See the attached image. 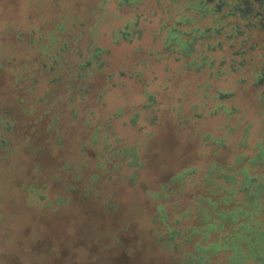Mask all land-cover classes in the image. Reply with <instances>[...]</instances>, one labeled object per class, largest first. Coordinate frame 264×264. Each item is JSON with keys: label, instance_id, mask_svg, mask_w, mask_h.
Listing matches in <instances>:
<instances>
[{"label": "rangeland", "instance_id": "obj_1", "mask_svg": "<svg viewBox=\"0 0 264 264\" xmlns=\"http://www.w3.org/2000/svg\"><path fill=\"white\" fill-rule=\"evenodd\" d=\"M121 1L58 0L53 3L51 0H0V59L8 56V63L4 64L0 60V84L4 85L0 86V98L13 99L8 86L16 87L14 75L23 69L22 80L18 81L21 87L17 90L18 97L23 96L22 107L27 109L23 116L29 114L28 111L32 112L22 121L23 126L17 127L13 135H8L11 140H15L14 153L7 156L0 149V264H179L177 257L170 258L161 247L153 243L151 232L155 226L150 219L157 201L151 198V194L159 191L161 186L170 184L185 169L193 168L197 171L193 177L184 176L185 195L181 199V209L187 207L193 211L194 194H203L209 198L216 209H231L241 205L242 173L249 179L257 180L258 184L263 182L261 175L264 167L254 162V156L264 151V87L256 88L253 81L258 71H264V54L261 51L264 31L244 29L237 17L231 18L229 21H232V25L240 23L244 33L241 38L232 37L223 44L221 51H213L210 56L218 63L219 59L225 57L229 60L232 53L243 47L248 52L237 57L238 61L245 60L242 69L229 70L227 66L220 68L215 65L213 71L224 72L218 77L210 79L209 72L203 71L184 72L174 78L175 64L165 57L161 46L164 30L169 26L171 18L173 20L180 15L178 7L184 6L185 0H179L177 4H169V0H137L134 3ZM167 11H171V15ZM186 15L190 18L198 17L190 10ZM209 19L208 16L203 17L197 25L207 27L210 25ZM136 29L140 32L138 37ZM121 30L131 35L130 41L116 36ZM19 33L23 38L17 46L12 40ZM38 33L41 34L40 42L31 43L30 39H36ZM50 35L57 38L59 43L53 51V44L49 42ZM242 38L246 41L240 46ZM217 40L223 43V36L211 42L215 44ZM62 44L66 51L61 54L59 64L57 61L52 62L49 55L56 57V51ZM88 46H99L105 51L100 60L104 65L101 73H95L88 79L92 84L89 87L81 83L85 89L89 88L88 97L93 98L103 90L105 110H119L125 120L135 107L138 116L136 135L132 139L129 133L126 134L130 144L135 142V167L126 170L122 165L120 171L126 175L135 172V183L122 185L118 179L112 184L105 180L103 173L99 187L108 192L112 189L115 191L114 201L118 204L116 209L105 213L98 204L92 203V215L82 225L78 238L68 240L56 226L59 219L68 214V210L64 206L55 207L53 196L54 193H60L58 191L59 188L61 191L63 183L69 184V180L76 174L73 169L65 172L62 165L71 161L78 167L83 161L84 173L98 172L95 167L105 162L103 154H100L102 143L90 145L88 132L83 131L74 138V145L69 129H81L83 120L79 121V117L74 122L63 119L65 122H62L60 130L65 133L67 143L61 149L54 148L51 142L53 137L51 140L47 137L37 141L36 149L26 154L22 152V147L28 131L36 128L37 132L38 129V123L34 121L38 119L39 107L35 105L34 96L41 95L46 89L45 83L57 75L60 88L56 92L59 94L56 96L55 92L53 99H47V104L55 102L61 95H71L66 88L71 82L67 70H74L79 62L85 60ZM40 48L46 50L41 52ZM78 50L83 51L79 56L76 54ZM197 53L201 52L197 51L187 60L193 61ZM157 55L163 58L155 61ZM11 56L16 60H10ZM60 65L65 68H59ZM49 66H54V69ZM141 70L146 72L145 77L153 72L157 75L154 80H148L146 85L147 92L154 96L157 115H164L168 107H174L180 109L179 119L182 120L193 114L191 106L196 103L194 112L197 113L204 106L202 113L205 117L193 118L196 121L194 123L190 120L177 125L173 113L168 109L165 117L160 116L155 124H146L144 118L148 116L149 109L138 104L140 89L137 91L136 85L128 80L129 74ZM90 71L86 70V73ZM171 76L172 81L168 80ZM33 79H36L34 83L31 82ZM122 84L123 89L113 90ZM207 84L212 86L206 90L202 103L201 96L205 95L203 87L199 85ZM218 90L232 93V97L214 103L210 95ZM127 95L129 98L125 101ZM216 104L222 105L225 111L218 109V112L210 115L209 112ZM18 111L15 106L10 109V115ZM128 129L121 128L120 131L124 134ZM212 139H219L220 145L211 144ZM80 143L86 145L82 153L78 149ZM107 155L104 156L107 158ZM60 162L61 165H58ZM214 163L220 166L216 167V172L221 169L218 174L235 177L233 189L236 197L226 206L219 199L224 195V186L229 188V184L220 178L216 179L215 173L211 174L210 179L215 181V185L219 186L223 182L224 186L220 187L218 193L209 196L206 186L200 182L201 177L213 169ZM37 167L41 168L39 172L36 171ZM53 176H57L61 182L54 183ZM43 184L47 185L44 191L40 189ZM31 185H34V190H30ZM177 185H170L166 193L175 190ZM40 194L46 198L40 200ZM47 203L50 205L47 206ZM202 205L206 207L204 203ZM261 212H264V204L255 214L244 218L242 223L246 224L249 218L254 222L262 221L264 216ZM76 214L73 208L66 218L76 219ZM194 218L193 214L183 220L181 226L192 224ZM227 231L225 229L210 234L209 240L222 238ZM196 241L201 242L198 236L184 246V251L188 252ZM242 252L245 256V251ZM230 254V251H219L207 264H227L226 259ZM176 256L179 257V254ZM247 261L251 263L252 260Z\"/></svg>", "mask_w": 264, "mask_h": 264}, {"label": "trees", "instance_id": "obj_2", "mask_svg": "<svg viewBox=\"0 0 264 264\" xmlns=\"http://www.w3.org/2000/svg\"><path fill=\"white\" fill-rule=\"evenodd\" d=\"M51 1L53 3L58 2V0ZM123 1L125 2V0H122L121 3ZM135 1L137 2V0H127L128 3H134ZM178 1L179 0H169V4H177ZM193 5H191V2L188 0H185V5L178 7L181 10L180 15L173 18V20L171 18L169 26L164 30L161 47L165 52V57L171 59L175 64L174 78L184 72L198 73L203 71L209 72V78L213 76L218 77V75H221L224 72L221 70V72L218 70L213 71L215 65H219L220 68L227 66L229 70L242 69L244 62L241 60L238 61L240 64H237L234 60L233 53L229 60L225 57L219 59L218 63H215V60L210 56V53L222 50L223 44L230 41V32L227 33L229 37L225 38L224 35L226 31L222 29L224 26L223 20L214 16L208 17L210 18L209 26L199 27L197 24L199 20L206 16V13L198 11V6L196 5L197 8H194ZM189 10L198 17H187L186 13H188ZM167 12L171 15V11ZM193 24H195V26H192ZM218 33L223 36V43L222 41L217 40V43L213 44L211 41L216 40L221 36ZM139 34V30L136 29V37H138ZM38 35L39 36L36 38L37 40L32 37L30 42H40L41 34L38 33ZM116 36H120L121 39L127 42L132 38L130 34L125 33L123 30H121L120 33H117ZM22 38L23 37L20 36L19 33L15 35L12 41L15 45L19 46ZM49 42L53 44L52 51L59 44L58 39L53 38L52 35L49 36ZM43 49L44 48H40V51L44 52V50H46ZM87 49L88 50H85L87 53L84 55L85 60L79 62L74 70L72 68L67 70L71 82L66 85V88L72 93L71 95H61L55 102H52L49 105L47 104V99H53L56 90L60 88V86H58L60 82L59 75H57L45 83L46 89L42 91L41 95L34 96L33 100L35 105L36 107H39L38 119L37 121H34L35 124L36 122L38 123V129L37 132L35 131L36 128L28 131V134L24 137L26 142L22 147V152L26 154L27 152L36 149L37 141L43 140L47 137L51 140V137H53V140H51L52 145L57 150L61 149L64 147L65 143H67L64 137L65 133H61L60 130L62 122H74L79 117H81L79 121L83 120L81 124L82 130L79 129L74 131L69 129V136L72 137L74 145V138L80 136L83 131L88 132L87 136L90 145L93 146L102 143L100 154H103L102 156L104 157L103 160L105 162L103 165L102 163H99V165L95 167V170H98V172L101 171L100 173L96 171L93 174L84 173L85 162L83 161L78 167L74 166L71 161L62 165V169L65 172L73 169V172L75 171L74 174H76L74 177L72 172L71 177L73 176V179L71 178L69 180V184L63 183L61 191L60 188L58 191L60 193H54L53 196L55 207L64 206V208L68 210V214L66 213V215L61 217L56 225L59 227L61 233L68 237V240L78 238V233L83 227L82 225L85 222L87 223L92 215V212H90V205L92 203L98 204V207L102 208L105 213H111L116 209L118 204L114 201L115 191L109 189L110 191L108 192L99 187V185H101L100 178L103 173L105 175V180L112 182V184L118 179H120L119 181L122 182V185H132L135 183V172L130 173V175H126L125 173L122 174L120 172L122 165L126 170L134 169L135 167L136 159L133 155L135 152L133 148L135 142L130 144L129 140L126 138L128 137L126 136L127 133L132 136V139L136 135V120L138 116H136L137 113L134 111L135 107H133L131 115L126 117L127 119L125 120L123 119L124 117H122L123 113L121 111L115 110L113 112H107L105 110L106 103L103 90L93 98L88 97L89 88L85 89L84 87L92 85L88 79L93 77L95 73L100 74L103 70L104 65L100 60L105 51L99 46L93 48L88 46ZM65 51V45L62 44L56 51V57L53 55H49V57L52 58V62L57 61L59 64V60L61 59L60 56L62 53H65ZM197 51H200L201 53H197L195 56L196 58L193 59V61H188L187 59ZM82 52L83 51L78 50L76 54L79 56ZM6 58H8L7 55L4 59H0L2 63H8ZM161 58L163 57L157 55L155 61H159ZM10 60L15 61L16 59L11 56ZM49 68L54 69V66H49ZM59 68L65 67L60 65ZM22 70L23 69H20L14 75L13 81L14 84L17 83L16 87L14 85L8 86L11 89L9 91L13 93L11 95L13 99L9 100L4 98L2 100L0 98V114H2L0 116V149L7 153V156L14 153L16 149L15 140H11L8 135H13L17 127L23 126L22 121L24 118L32 113L31 111H28L29 114L23 116L27 109H23L22 107L23 96L18 97L19 92L17 90L21 89L18 83L22 80ZM86 70L92 71L86 73ZM12 71L14 72V69ZM73 72L75 73L74 76ZM145 73L146 72L143 70L133 72L128 75V80L136 85L135 87L137 91L140 89V100L138 104H143V108L145 107L149 109L148 116H145L144 118L146 124H155L160 119V116L165 117V112L168 109L173 113V120L177 125L184 124L187 121L193 120V118L201 119L205 117L202 113L204 106L200 105L201 110L197 113L194 112L197 108L196 103L191 106L193 114L184 117L182 120L179 119L181 117V111L178 107V109L168 107V109L164 111V115H157L155 113L156 108L154 107L156 104L154 96L147 92L146 86L148 85V80H154L157 78V75L153 72L150 73L148 77H145ZM173 76L169 77L168 80L172 81ZM106 77L109 79L108 75H106ZM35 81L36 79H33L31 82L34 83ZM81 83L85 86L83 87ZM1 85L3 84H0V86ZM123 86L124 84L115 86L113 90H117L118 88L123 89ZM199 86L203 87V95L205 96H201V102L204 103V98L206 97L205 92L212 85L207 84L206 86ZM199 86L198 88H200ZM8 87L5 85V88ZM58 94L59 92H56V96ZM215 94L210 95L211 101H214V103L232 97V93L222 92L220 90L215 91ZM128 98L129 95H127L125 101H128ZM15 106H17L20 111L14 112L10 115V109ZM129 106H131V104ZM218 109L225 111L222 105L216 104L209 114L212 115L218 112ZM82 110L84 114L82 113L81 115L80 112ZM65 118L67 120L63 121ZM192 122L194 123L196 121L193 120ZM128 127V131L122 134L120 131L121 128L127 129ZM52 134H55V136ZM120 143L123 145L118 146ZM127 144L128 147H125ZM211 144L220 145V140L212 139ZM116 145L118 147H115ZM78 146L79 152L82 153L83 147L86 145L80 143ZM8 148L9 153L7 152ZM107 149L109 151L104 152ZM107 153L108 155L106 158L104 155ZM126 159L128 161H124ZM61 163L62 162L58 165H61ZM216 167L220 168L218 164L214 163L213 169L207 171V174L201 177L200 182L203 186H206V191L209 196H213L216 192L218 193L220 187L224 186V183L229 184V188L224 186V195L219 199L220 202L226 206L236 197V193L233 189L235 177L228 174L224 175L223 173L218 174L221 169H218L216 172ZM39 170H41V168L37 167L36 171L39 172ZM196 173L197 171L193 168L185 169L176 175L175 179L172 180L170 184L161 186L159 191L151 194V198L157 201L154 214L150 219V222L155 226L154 231L151 232L153 243L156 246L161 247L162 251L167 253L170 258L177 257L179 264H207L209 259L213 256H217L219 251L231 252L226 259L227 264H264V219H262V221L254 222L249 218L246 224L242 223L244 218H248L250 214H255L264 204V186L259 188L258 185H260V183L258 184L257 180L249 179L242 173L243 187L240 189L242 196L240 198L241 205L239 207H233L231 209H216L214 203L209 198L204 197L203 194H194V198H192V203L194 205L193 211L187 207L181 209V199L185 195L184 176L188 175L193 177ZM213 173L216 174V179L220 178L224 183L222 182L219 186L215 185V181L210 179V175ZM52 181L54 183L61 182L57 176H53ZM174 184H178L177 188L175 190L171 189L169 190V193H166V189H169L170 185L172 186ZM46 188L47 185L43 184L40 189L44 191ZM30 190H34V185L30 186ZM101 193H105L102 195V199V196H100ZM39 196L42 198L40 200L46 198L43 194H40ZM73 198L76 200L74 201ZM203 203L206 207H203ZM46 205L49 206L50 203H47ZM244 206H246L245 209ZM73 208L76 209L77 218L68 220L66 217H68ZM53 211H55V209ZM193 214L195 215L194 222L187 226H181L183 220L190 218ZM262 214L264 216V212ZM236 223L237 225L235 226ZM225 229L228 231L224 237H218L214 241L209 240L210 234ZM197 236L203 244L196 241L188 252L184 251V246L187 243L192 242L193 237ZM242 250L245 251V256L243 255ZM177 254H179V257L176 256ZM248 259L252 260L251 263L247 261Z\"/></svg>", "mask_w": 264, "mask_h": 264}, {"label": "flooded vegetation", "instance_id": "obj_3", "mask_svg": "<svg viewBox=\"0 0 264 264\" xmlns=\"http://www.w3.org/2000/svg\"><path fill=\"white\" fill-rule=\"evenodd\" d=\"M191 2L194 8H197L198 11L206 13L205 17L214 16L219 17L223 20V28L226 31L224 37L227 38L228 32H230V39L233 37L235 39L241 38L243 29L241 30L240 23H243L244 29L256 28L258 31H264V0H188ZM193 3V4H192ZM197 5V6H196ZM238 18L240 23L232 25L231 18ZM234 32V33H233ZM220 33V32H219ZM218 33V34H219ZM221 35V34H219ZM246 39H241L240 46L244 45ZM252 48V47H251ZM261 51L264 54V46L261 48ZM248 50L240 47L237 51L233 53V57L236 58L235 61L237 64H240L237 60V57L246 55ZM233 59V58H231ZM245 63V60L242 59ZM255 81H253L256 88L264 87V71H258L254 76ZM264 94V89L262 91ZM254 162L264 167V151L258 152L254 156ZM263 182H260L258 185L259 188H262L264 185V172L261 175Z\"/></svg>", "mask_w": 264, "mask_h": 264}]
</instances>
